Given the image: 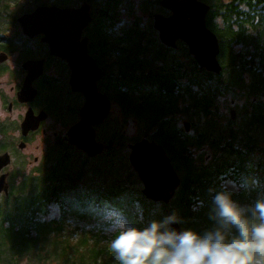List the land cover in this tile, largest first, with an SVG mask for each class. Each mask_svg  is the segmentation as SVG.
Here are the masks:
<instances>
[{
	"label": "trees",
	"instance_id": "16d2710c",
	"mask_svg": "<svg viewBox=\"0 0 264 264\" xmlns=\"http://www.w3.org/2000/svg\"><path fill=\"white\" fill-rule=\"evenodd\" d=\"M121 1H108L110 10L102 11L100 29L94 30L91 48L98 62L104 65L107 59L118 55V77L113 78L107 71L105 87L121 106L123 115L133 117L148 132L146 135L150 141L154 140L164 147L178 175L183 178L182 186L170 206L160 202V211L154 209L157 203L149 201L143 189L138 192L130 190L119 177L117 183H105L102 180L103 184L97 187L94 183L101 179L102 168L93 170L92 175L96 180L92 182L91 178L82 191L79 181L84 175L83 169L74 172L68 170L71 153L68 148L71 146L58 142L52 150L49 164L44 165L40 175L26 180L19 192L11 195L10 199L5 197L0 203V257L3 254L10 257L4 258L8 263L19 264L23 258L30 256L39 261H44L43 257H46L59 264H120L107 243H103L106 241L104 236L97 234L96 239H90L95 231L89 230L86 237L72 243L68 228L73 218L88 222L100 221L85 211L90 207L106 210L115 208L126 217L130 225L137 227L147 226L152 220H161L168 215L169 210L176 208L181 220L179 224L202 233L214 227L212 220L209 226L202 225V221L210 219L204 211L211 210L215 193L225 189L223 181L231 180L241 186L240 192L226 188L232 193V199L241 205L255 199L253 195L257 188H254L253 183L259 182L261 187L258 192L264 191V162L254 163L252 158L258 147L256 136L251 131L257 128H242L235 133L231 131L224 140L214 138L209 142L210 145L213 148L219 147L227 155L216 156L207 166H199L192 159L191 146L205 143L206 131L195 140L186 137L182 131L174 128L171 120L178 108L173 110V107H168L176 102L179 105L180 100H186L187 97L191 101L187 109L192 107L195 111L191 98H201V92L198 94L195 87L205 90L204 96L211 97L212 102L223 88H236L246 92V96L254 97L264 91V0H250L248 5L245 4L248 8L240 6L244 0H204L214 3L206 23L219 39V61L223 67L219 75L208 74L195 64L191 66V71L183 72L182 65L174 62L171 49L152 50L157 47V43L149 45L150 39L144 38L142 31L137 28L114 40L107 30L110 27L107 23L109 17H112L111 10H115ZM112 3H115L114 8ZM66 4L69 5V1ZM217 15L220 18H216ZM16 18L11 17L10 22L15 24ZM220 20L222 26L219 25ZM157 62L163 65L158 67L155 65ZM158 70L165 73L157 74L151 80L153 71ZM247 77L251 80L250 85L246 84ZM182 79L186 82H182ZM164 90L174 96L164 100ZM251 109L252 118L248 124L262 125L263 104L257 101L251 105ZM197 112L198 115L202 114L201 111ZM122 138L119 135L117 140L122 143ZM107 145L111 147L113 143L108 142ZM114 150L111 147L107 154L111 155ZM83 160L87 162V159ZM121 164L124 165L125 161L122 160ZM53 204L58 206L60 216L47 219ZM133 205L140 208L139 216L131 213L127 215V208Z\"/></svg>",
	"mask_w": 264,
	"mask_h": 264
},
{
	"label": "rangeland",
	"instance_id": "374dc122",
	"mask_svg": "<svg viewBox=\"0 0 264 264\" xmlns=\"http://www.w3.org/2000/svg\"><path fill=\"white\" fill-rule=\"evenodd\" d=\"M67 1H69V5L66 4ZM108 1L109 0L91 1V13L93 16V22L86 31V36L88 38L90 36V40L93 39L94 30L99 31L100 29L99 26L101 23L99 22L103 16L102 11L106 9H108L107 11L110 10V8H108ZM159 2L160 0H122L120 5L117 6L115 10H111L112 17H109L110 21L107 23L110 26L108 27V30L110 31L113 38L122 37L127 31L137 28L140 32L142 31L144 38H146L147 40L150 39L149 45L152 46L157 43V45H155L157 47H153L152 50H155V48H158V50L165 48L159 39L158 32L154 29L153 26L154 14H162L165 16H169V11L161 8ZM82 3L83 0H0V34H3L2 36H4L7 32H11L12 30L17 29L20 26H18L19 23H17V21L15 22V24H12L10 22L11 17L16 18L18 16H21V14L23 15L25 13L33 12L38 6L57 5L60 7H80ZM114 7L115 3H112V8ZM219 25L222 26L221 20L219 21ZM31 44L33 45L34 49L41 51V48L38 47L35 43ZM90 49L91 54L97 56L95 51L91 47ZM25 51L27 54H30L29 49H26ZM146 51L148 52V50ZM161 53L162 55L164 54L163 52ZM172 53H174V62H179L182 65L183 72H186L188 70L191 71L193 68L191 66L193 64L198 66L193 56L189 53L188 46L184 42H178L177 48L172 50ZM155 65L160 67V65H163V63L157 62L155 63ZM105 68L106 71L110 72V75L112 77L116 76L117 72L119 71L116 55H114L111 59H107L105 63ZM198 68L200 67L198 66ZM201 69L208 74L211 73L216 75L213 72H208L203 68ZM163 73L165 72L160 70L153 71V76L151 80L156 78L157 74L161 75ZM146 82L148 83L147 86H149V80H147ZM182 82H186V80L182 79ZM246 84H251V80H249V77H247ZM100 85L102 86L103 83H101ZM104 85L107 86V84ZM104 85L102 87L106 89ZM195 89L198 90V94H200L201 92V98H191L193 100V108L195 109V111L192 109V107L187 109L191 103V101H189L187 97L186 100H180L179 105L177 102L173 106L168 105V107H173V110H176L178 108V111L174 115H172L171 120L173 122L174 128L182 131V133L186 135V137L195 140V138L199 137V135L204 131H206L207 133L206 137H204V140H206L205 143L191 146L193 161L199 166H206L213 162L216 156H224L226 154V152H223L222 149H220L219 147L213 148L210 145L209 142L214 138L224 140L231 131L235 133L237 130L239 131L242 128H257L251 131L252 135L256 136L258 147L254 151V155L252 156V158L254 163L264 162V123L262 125L256 124L253 126H250L248 124V121L252 118L253 109H251V105L255 104L257 101H260L264 106V91L259 92L257 97H254L253 95L246 96V92H242L241 90H238L236 88H223L219 95L214 96L212 102L211 97L204 96L206 94L205 90H202V88L200 87H195ZM162 94L164 100H167V98L174 96L173 93H168L166 90H164ZM118 106L113 104L112 112L109 118L103 123L102 129L98 130L97 136V139L99 138V141L101 143H103L102 140H114V135L116 133L117 135L123 136V138L121 139L122 143L118 141L115 144V150L111 152V155H108L107 152H105L104 150L103 153H105L101 154L103 155L102 158L100 157L101 155H97L95 157H90L89 159L87 158L88 155L85 152L84 153L86 155H84L76 148H68L71 152L69 153L70 156L68 158L67 163L68 170L74 172L83 169L82 171L84 175L79 181L80 190H82L88 183V181L94 177L92 175V173L94 172L93 170L96 171L101 168L103 169L102 176L100 177L101 179L97 181H95L96 178L92 179V182L95 181L94 184H97V187L103 184L102 180H104L105 183L106 181H110L111 184L117 183L116 181L119 177L124 181L125 186L127 188L129 187L130 190L138 192L144 188L141 180L139 179V176L132 169L129 162L130 155L133 152L131 146L135 145L137 142L141 141L145 137L149 139L148 135H146L148 132L144 129L143 126L136 123V120L133 117L124 116L122 113V108L120 107V105ZM197 110L201 111L202 114L198 115ZM231 110L236 111V119H232ZM186 122L190 123L189 131H186V128L184 126ZM168 128H172V126H168ZM54 132H59V136L66 135L62 132V128H47V134H37L29 140V148L26 151L29 157L25 161V168L27 171H30V174H33L36 168L42 169L44 165H48V163L50 162L51 153L53 154L52 150H54L57 145L53 137ZM217 133H220V135H218ZM238 138L239 135H237V139ZM220 146L222 147L223 143ZM114 153L116 154L114 155ZM34 157H38L39 162L37 163V165H30L28 162L29 160L33 161ZM112 158H114L113 161ZM83 159H87V162ZM122 160L125 161L124 165L121 164ZM134 172L136 176L134 175ZM36 175L38 176L37 173ZM24 181L25 180H23L22 185L24 184ZM223 186L227 187L229 190H232L234 192H240L241 190V186L231 180H228L223 183ZM259 190L260 189L257 188V192L254 193L253 196L255 198L257 197ZM1 195L0 203L4 199V193H2ZM174 197L171 199V201H173ZM171 201L168 206L171 205ZM155 203L157 204L154 209L156 211H160V203ZM54 205L56 207H53ZM127 209L129 212H126L127 215H130V213L131 215H137L140 210L138 206L134 205L128 207ZM209 210H205L204 213L209 215ZM123 211L125 212V210ZM49 212H51L50 217H47V219H57L60 216V210L56 204L52 205ZM173 212L177 214L176 208L169 210L167 214L170 215ZM101 225L102 223L100 221L92 220L88 222L85 220L73 218L68 228V234L72 235L71 240L74 244L82 237H86L87 233H89V230H92V232H95L91 235V240L96 239V235L100 234V236H104L106 238V241H104L103 243H107V246L110 247V240L112 237L105 234ZM203 225L209 226L210 219L204 222ZM100 227L102 228L101 230H99ZM62 236H65V234H63ZM4 258L10 257H6L3 254L0 257V260L4 261V263L0 262V264H11L10 262L8 263ZM12 258L14 259V257ZM43 258L44 261H39V259L36 260L34 259V257L28 256L26 258H23L22 261L20 260L21 262H19V264H59L58 261L56 262L53 260H49L46 257Z\"/></svg>",
	"mask_w": 264,
	"mask_h": 264
},
{
	"label": "water",
	"instance_id": "95a60500",
	"mask_svg": "<svg viewBox=\"0 0 264 264\" xmlns=\"http://www.w3.org/2000/svg\"><path fill=\"white\" fill-rule=\"evenodd\" d=\"M159 5L171 12L169 16L153 15V26L161 43L175 49L178 42H184L199 67L221 74L219 39L206 23L210 6L201 0H160ZM17 22L24 35L30 38L43 35L42 41L48 44L50 53L68 62L72 71L71 88L85 97L80 121L68 131V142L89 157L101 155L109 147L97 141L95 127L108 117L111 102L98 91L97 82L103 77V70L90 55L89 40L83 35L93 22L89 3L84 0L78 8L38 6L33 12L20 16ZM231 115L236 119L235 110H231ZM184 126L186 131L190 130V123ZM131 147L130 164L144 186V196L153 202L169 204L181 179L164 147L147 137ZM5 165L0 158V172ZM8 190L6 176H0V195L8 194ZM171 227L182 230L179 223Z\"/></svg>",
	"mask_w": 264,
	"mask_h": 264
},
{
	"label": "flooded vegetation",
	"instance_id": "af4514ba",
	"mask_svg": "<svg viewBox=\"0 0 264 264\" xmlns=\"http://www.w3.org/2000/svg\"><path fill=\"white\" fill-rule=\"evenodd\" d=\"M86 1L92 10V0ZM201 1L210 6L209 14L213 10L212 4L214 3ZM249 2L250 0H244V3L241 4L242 7L248 8L245 4L248 5ZM240 9L242 8L240 7ZM19 17L16 18V21ZM216 18H220V15H217ZM87 29L83 33L84 37H87ZM22 34L20 26L11 32H7L4 36L0 34V158L6 162L0 176H6L9 190L8 194H4V198L8 197L9 199L11 195L19 192L23 180L34 178L36 173L40 175L43 169L36 168L35 172L30 174V171L25 168V161L29 157L26 153L29 148V140L37 134H47V128H62V132L66 135L59 136V132H54V140L57 144L59 142L75 148L69 144L67 134L70 128L80 121V111L85 103L84 95L81 92H74L71 88L72 71L68 62L50 53L48 44L42 41L43 35L30 38ZM116 39L117 37L114 38V40ZM88 40L89 53L103 70V77L97 82L98 91L107 95L111 102V111L106 118L107 120L112 112L113 104L116 106L119 104L108 90L102 87L105 84L104 77L107 71L105 65L99 63L97 57L91 54L92 40H90V36ZM31 43H35L41 48V51L34 49ZM26 49L30 50V54L26 53ZM115 55L118 61V55ZM116 77H118V72L113 78ZM101 83H103L102 86ZM103 123L95 127L96 139L98 130L102 129ZM114 136V140H102L103 144L108 146L107 143L112 142L111 147L115 149L119 135L116 133ZM97 141L101 143L99 138ZM111 147L105 152L109 151ZM80 152L86 155L83 151ZM38 162V157H34L33 161L29 160L28 163L37 165ZM180 179L181 187L183 178L180 177ZM260 187L258 188L260 189ZM177 193L178 191L176 195ZM206 221H202V225ZM213 223L211 222L212 225H214ZM180 226L182 230L189 229L185 225L180 224Z\"/></svg>",
	"mask_w": 264,
	"mask_h": 264
},
{
	"label": "clouds",
	"instance_id": "9594fccd",
	"mask_svg": "<svg viewBox=\"0 0 264 264\" xmlns=\"http://www.w3.org/2000/svg\"><path fill=\"white\" fill-rule=\"evenodd\" d=\"M85 211L112 237L110 248L120 264H264V191L246 205L226 188L216 192L209 213L214 227L202 233L173 229L181 222L175 212L137 227L115 208Z\"/></svg>",
	"mask_w": 264,
	"mask_h": 264
}]
</instances>
